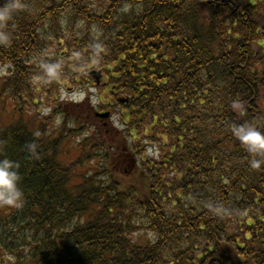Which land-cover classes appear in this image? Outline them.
<instances>
[{"label":"trees","instance_id":"1","mask_svg":"<svg viewBox=\"0 0 264 264\" xmlns=\"http://www.w3.org/2000/svg\"><path fill=\"white\" fill-rule=\"evenodd\" d=\"M24 2L8 25L11 47L0 48V159L20 165L25 202L0 209V258L264 264V167L250 168L231 131L252 123L264 132V0ZM41 59L62 71L34 85ZM92 70L98 108L117 126L73 102L42 118L33 110L34 90H87ZM58 112L77 126L63 122L52 138L46 121Z\"/></svg>","mask_w":264,"mask_h":264},{"label":"clouds","instance_id":"2","mask_svg":"<svg viewBox=\"0 0 264 264\" xmlns=\"http://www.w3.org/2000/svg\"><path fill=\"white\" fill-rule=\"evenodd\" d=\"M28 6L24 0H5V3L0 5V48L11 47L13 37L9 32L8 25L13 21L15 15L26 11ZM130 6L126 5L122 10L129 11ZM97 50L103 49L97 45ZM40 69L43 76H35L32 78L34 85L41 83H50L59 78L62 71V64L60 62L49 63L40 60ZM232 110L241 112L244 105L240 100H234L231 104ZM61 117H57L56 124L61 123ZM231 131L234 137L251 155L252 159L249 161V166L253 170H259L264 167V132L252 123H245L242 125H233ZM36 144L28 146V151L35 155L37 150ZM20 165L11 159H0V209L19 210L24 206L25 194L21 189L22 177L19 173ZM209 209L217 216L223 217L228 214V210L223 207H214L208 205ZM3 264H16V256L12 254H4L2 258Z\"/></svg>","mask_w":264,"mask_h":264},{"label":"rangeland","instance_id":"3","mask_svg":"<svg viewBox=\"0 0 264 264\" xmlns=\"http://www.w3.org/2000/svg\"><path fill=\"white\" fill-rule=\"evenodd\" d=\"M3 71H4V69L0 68V74H2ZM62 84L64 85L65 83L62 82ZM92 85H94V84H92V83L89 84V88L87 90H85L84 86H77L72 90L69 89L68 87H62L61 86L60 89L58 88L57 90H50V91L48 90L46 85H43V86H40V88H41L40 91L34 90L32 93L27 92L28 95L23 94L22 97H23V99H26L29 101V99L31 98L29 95L32 94V96H33L32 99H33V101H37L39 103L38 106L33 108L34 105L29 104V105H25V107H26V109L33 108V110L40 111L39 117H41V118L43 117V115H46L45 113H48L52 107L57 105V108H58V106H59V104H61V102L62 103H70L72 101V102L79 103V102L84 101L87 94H89V97H88L90 100V102L88 100L89 105L93 106V108L100 111L98 108L99 105L97 104L98 103L97 99L99 97L101 99H103V95L100 94V91H98V89L92 87ZM30 103H31V101H30ZM57 117L62 118L61 123L59 125H57L55 122ZM41 118L37 120V124H40V123L45 121ZM115 120H116V118L112 117V118H109V119L102 121V122L106 123V125L104 126L105 128H109L113 125L117 126ZM46 122L49 125V130L53 134L52 138L56 137L61 132V130L63 129V122H66L67 128L69 126H72V127H75V125L77 126V124H74L73 121H69V120L63 118L62 115L59 114V112L54 114V118L51 121H46ZM92 122H93V124H95V122L97 124H102V122H99V121H95V122L92 121ZM84 136L85 135L81 134V136H77V137H75V139H70V143L69 142L67 143V145L69 147L68 149H70L72 141H74V143L79 142V141H81V139H83ZM148 151L150 154L152 153L151 149H149ZM75 155L76 154H75L74 149L71 148L70 154H68L67 157L63 156L62 159H64L66 161L69 157L73 158Z\"/></svg>","mask_w":264,"mask_h":264},{"label":"water","instance_id":"4","mask_svg":"<svg viewBox=\"0 0 264 264\" xmlns=\"http://www.w3.org/2000/svg\"><path fill=\"white\" fill-rule=\"evenodd\" d=\"M94 76H95V78H96L95 80L98 81V80H99V76H98V74H95V73H94ZM108 115H109V114L107 113V114H104V115H100V117H101V118H105V117H107Z\"/></svg>","mask_w":264,"mask_h":264}]
</instances>
